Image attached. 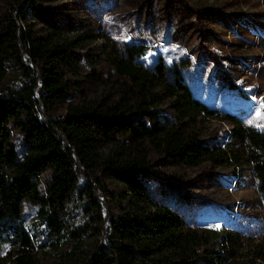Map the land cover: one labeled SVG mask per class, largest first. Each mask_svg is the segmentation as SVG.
<instances>
[{"label":"trees","instance_id":"obj_1","mask_svg":"<svg viewBox=\"0 0 264 264\" xmlns=\"http://www.w3.org/2000/svg\"><path fill=\"white\" fill-rule=\"evenodd\" d=\"M60 1L0 0V264H40L43 251L56 257L52 264H264L261 245L195 229L157 199L147 168L153 154L188 168L247 164L264 207V130L195 98L182 72L190 65L185 59L168 64L157 55L145 65L152 45L115 41L105 24L98 34L65 38L72 21L55 6ZM79 2L93 19L137 3ZM143 10L137 27L157 20ZM96 39L107 44L113 89L77 99L74 77L85 61L73 51ZM90 81H98L95 74ZM164 100L173 116L158 111ZM206 120L230 123L228 140H203L198 127ZM13 127L23 136L21 152ZM44 170L51 179L41 190ZM27 205L36 209L32 224L25 221Z\"/></svg>","mask_w":264,"mask_h":264},{"label":"rangeland","instance_id":"obj_2","mask_svg":"<svg viewBox=\"0 0 264 264\" xmlns=\"http://www.w3.org/2000/svg\"><path fill=\"white\" fill-rule=\"evenodd\" d=\"M134 3L118 5L94 19L76 0H62L55 6L63 7L62 12L71 17L72 23L63 33L65 38L81 33L98 34L96 30H102L105 24L108 35L115 41L134 42L138 38L152 45L142 59L145 65H151L157 55H163L168 64L185 59L190 65L182 72L195 98L220 111L229 110L244 124L264 130V0H134ZM142 8L144 14L148 11L153 14L155 23L134 25L136 12ZM121 18L125 21L120 22ZM106 48L103 39H96L73 51L85 61L78 65L74 77L81 84L80 91L73 94L75 98L95 99L112 92L115 79L105 65ZM93 74L98 81H90ZM68 103L66 100L59 106L57 116L64 115ZM158 111L173 116L168 100L161 103ZM198 128L203 140L223 144L232 125L206 120ZM12 140L23 151V136L15 127ZM110 147L114 148L109 146L103 152L108 154ZM149 158L147 168L155 182L150 189L193 228L227 233L245 247L254 244L264 247V207L255 191L249 165L213 167L204 163L188 168L173 166L154 154ZM50 179L49 172L42 171L41 190ZM24 217L27 224L35 222V207L27 205ZM37 259L40 264L57 261L48 251L41 252Z\"/></svg>","mask_w":264,"mask_h":264}]
</instances>
